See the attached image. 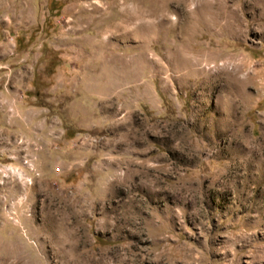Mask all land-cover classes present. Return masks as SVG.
Listing matches in <instances>:
<instances>
[{
    "label": "rangeland",
    "instance_id": "1",
    "mask_svg": "<svg viewBox=\"0 0 264 264\" xmlns=\"http://www.w3.org/2000/svg\"><path fill=\"white\" fill-rule=\"evenodd\" d=\"M0 264H264V0H0Z\"/></svg>",
    "mask_w": 264,
    "mask_h": 264
}]
</instances>
